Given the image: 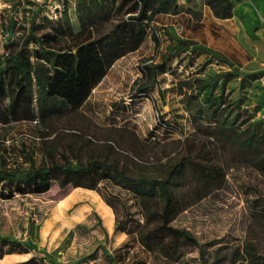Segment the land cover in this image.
Masks as SVG:
<instances>
[{
  "label": "rangeland",
  "instance_id": "374dc122",
  "mask_svg": "<svg viewBox=\"0 0 264 264\" xmlns=\"http://www.w3.org/2000/svg\"><path fill=\"white\" fill-rule=\"evenodd\" d=\"M231 1L233 16L217 19L204 0H176L180 13L158 15L141 46L115 62L79 114L50 121L0 120V159L3 157L11 167L27 166L21 149L39 164L43 136L49 135L47 139L52 140L55 129L62 133L53 142L56 151H67L66 144L71 143L79 148L83 161L91 156L92 150L84 140H76V130L98 139L94 155L103 157L102 129L109 125L132 129L141 139L153 143L146 150L149 155L145 154L152 163L139 165L135 171L158 175L161 163L173 165L186 158L183 191L189 194L195 193L198 172L187 159L222 167L221 186L200 200L191 198L190 207L172 222V226L186 229L198 240L203 255L187 247L180 260H167L139 245L135 234L123 237L114 233V218L124 221L129 230H136L144 221L140 201L126 190L106 182L98 190L68 187L62 191L53 184L42 195L0 198V252L8 249L5 241L9 239L30 240L33 245L28 253H2L0 264H16L32 257L45 262L51 259L52 264H264V171L255 168L244 154L210 137L213 124L205 119L210 102L194 101V83L183 86L181 92L178 89L179 81L198 77L211 84L217 75L234 68L241 74L264 70V0ZM75 3L0 0V53L9 40L29 27L32 11L37 8L41 15L56 21L67 7L72 29L78 31ZM10 19L16 22L13 28L8 26ZM38 25L39 33L51 31L49 22L38 20ZM153 32L158 36V46L151 38ZM195 45L212 49L216 58L193 51ZM180 46L188 51L176 53ZM163 60L157 69V83L141 96L137 88L146 81L142 68ZM240 78H230L224 85L218 80L212 97L222 95L226 102L223 109L230 112L226 122L236 119L233 125L243 129L249 122L264 121V77L243 82ZM200 105L205 117L194 123L190 114ZM203 192L204 187L199 193ZM101 194L115 195L122 201L116 204L117 215L104 212Z\"/></svg>",
  "mask_w": 264,
  "mask_h": 264
},
{
  "label": "trees",
  "instance_id": "16d2710c",
  "mask_svg": "<svg viewBox=\"0 0 264 264\" xmlns=\"http://www.w3.org/2000/svg\"><path fill=\"white\" fill-rule=\"evenodd\" d=\"M204 3L217 19L233 16L231 0H204ZM66 8L59 12L60 17L56 21L41 15V10L37 8L32 11L29 27H24L18 38L4 45V52L0 53L1 121H50L79 114L115 62L141 46L155 18L160 14L180 13L176 0H76L75 14L80 29L74 31ZM38 20L49 22L51 31L39 33ZM15 24L10 19L8 26L13 28ZM105 26L108 28L100 32L99 29ZM151 38L158 46L155 32ZM192 50L216 58L214 51L206 46L195 45ZM181 51L188 49L180 46L176 53ZM164 62L150 63L142 68L146 81L137 88L141 96H145L146 91L157 83V69ZM238 76H241V82L257 80L264 77V70L241 74L234 68L217 75L211 84L198 77L192 81H179L178 89L181 92L183 86L194 83L196 91L191 94L194 101L210 103L206 117L200 105L195 112H191V121L196 123L199 118L205 117L206 123L213 124L211 138L215 137L230 149L244 154L255 168L264 171V128H260L264 126V121H248L243 129L233 125L236 119L227 123L226 116L230 112L223 109L225 100L221 94L212 97L218 80L224 85L230 78ZM103 128V157L94 155L98 139L91 135L87 138L84 132L76 130L73 131L76 140H84V144L92 150L91 156L83 161L78 155L79 148L71 143L66 144L67 151H56L53 142L62 135L58 129L53 131L52 140L47 139L49 135L43 136L39 164L32 154L23 149L20 153L24 155L26 167L8 166L1 157L0 198L10 199L16 194L42 195L53 184H58L62 191L68 187L98 190V186L106 182L132 193L143 209L144 221L137 225L136 230H129L124 221L115 219L114 233L135 234L139 245L167 260H180L186 253L183 248L187 247L198 249L203 255V246L198 240L186 229L172 226V222L190 207L191 198L200 200L210 190L221 186L224 179L222 167L187 159L189 164L197 167L198 172L193 188L195 193L189 194L183 189L186 182L183 161L186 158L173 165L161 163L158 175L135 171L134 168L139 165L152 163L151 157L145 154L149 155L146 150L153 143L141 139L135 131L124 126ZM203 187L204 192L200 194ZM101 197L117 215L116 204H122V201L115 195L101 194ZM32 227L33 223L29 228L32 230ZM5 244L8 249L0 252V256L2 253H28L33 248L30 240L20 242L9 239ZM44 262L42 258L32 257L16 264H52L51 259Z\"/></svg>",
  "mask_w": 264,
  "mask_h": 264
},
{
  "label": "crops",
  "instance_id": "0c3cea01",
  "mask_svg": "<svg viewBox=\"0 0 264 264\" xmlns=\"http://www.w3.org/2000/svg\"><path fill=\"white\" fill-rule=\"evenodd\" d=\"M103 210H104L105 213H108V214H110L112 216V212L113 211H112L111 207H109L106 203H105V205H103ZM114 225H115V218H114ZM119 234L121 236H123V237L126 236V234L124 232H119Z\"/></svg>",
  "mask_w": 264,
  "mask_h": 264
}]
</instances>
